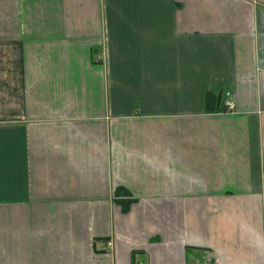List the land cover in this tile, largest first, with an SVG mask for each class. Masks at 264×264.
Here are the masks:
<instances>
[{
  "label": "crops",
  "instance_id": "crops-1",
  "mask_svg": "<svg viewBox=\"0 0 264 264\" xmlns=\"http://www.w3.org/2000/svg\"><path fill=\"white\" fill-rule=\"evenodd\" d=\"M262 157L264 0H0V264H264Z\"/></svg>",
  "mask_w": 264,
  "mask_h": 264
},
{
  "label": "built area",
  "instance_id": "built-area-1",
  "mask_svg": "<svg viewBox=\"0 0 264 264\" xmlns=\"http://www.w3.org/2000/svg\"><path fill=\"white\" fill-rule=\"evenodd\" d=\"M221 109L222 111L221 112H224V113H232L234 112L233 109H234V98L232 97L231 93L228 91H224L222 93V96H221ZM107 247L110 248L112 245H111V242L108 241L106 243Z\"/></svg>",
  "mask_w": 264,
  "mask_h": 264
},
{
  "label": "trees",
  "instance_id": "trees-1",
  "mask_svg": "<svg viewBox=\"0 0 264 264\" xmlns=\"http://www.w3.org/2000/svg\"><path fill=\"white\" fill-rule=\"evenodd\" d=\"M261 162H262V164H260V171H261V175H262V177H261V187H262V193H263V200H264V157H262V159H261ZM116 193H118V191H117V189H116ZM121 210L123 209H125L126 207H127V203L126 202H121ZM263 206H264V203H263Z\"/></svg>",
  "mask_w": 264,
  "mask_h": 264
},
{
  "label": "rangeland",
  "instance_id": "rangeland-1",
  "mask_svg": "<svg viewBox=\"0 0 264 264\" xmlns=\"http://www.w3.org/2000/svg\"><path fill=\"white\" fill-rule=\"evenodd\" d=\"M138 262H140L141 264H146V261L143 259V257H141V259H138Z\"/></svg>",
  "mask_w": 264,
  "mask_h": 264
}]
</instances>
